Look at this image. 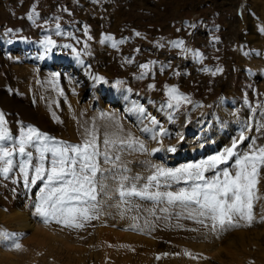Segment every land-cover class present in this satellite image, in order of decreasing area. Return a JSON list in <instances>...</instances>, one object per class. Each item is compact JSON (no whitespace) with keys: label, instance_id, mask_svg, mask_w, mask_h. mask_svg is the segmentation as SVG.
<instances>
[{"label":"rangeland","instance_id":"1","mask_svg":"<svg viewBox=\"0 0 264 264\" xmlns=\"http://www.w3.org/2000/svg\"><path fill=\"white\" fill-rule=\"evenodd\" d=\"M45 38L55 41L47 55ZM173 87L187 98L179 107ZM0 112L13 140L28 126L71 144L91 133L113 157L101 158L104 190L75 227L36 213L42 182L26 186L14 155L0 211L31 224L0 216L13 234L0 237V264H264V167L251 220L215 230L190 209L167 220L160 212L178 206L119 195L121 183L140 188L157 168L206 160L241 135L238 154L264 146V0H0Z\"/></svg>","mask_w":264,"mask_h":264},{"label":"snow or ice","instance_id":"2","mask_svg":"<svg viewBox=\"0 0 264 264\" xmlns=\"http://www.w3.org/2000/svg\"><path fill=\"white\" fill-rule=\"evenodd\" d=\"M105 39L111 40L112 37L108 36ZM40 43L44 45L45 55L55 45V41L48 38ZM182 43L175 46L181 47ZM115 46L116 44L113 43V47ZM65 47L71 46L65 45ZM140 67L148 69L147 64ZM145 74L146 72L142 73L140 78ZM96 79L103 81L104 78ZM168 95L171 101H175V107H179L181 100L187 101L186 97L178 94L175 87L168 89ZM167 106L172 108L174 105L170 102ZM152 123H158L154 117ZM5 125L4 114L0 112V165H3L0 167V175L7 177L12 171L14 155L24 157L15 166L19 167L25 185L35 184L38 180L43 185L35 205L36 213L45 221L52 218L69 226L81 227L82 225L75 221L78 217L89 218L90 210L95 207L98 187L101 192L105 187L103 184L98 185V175L104 174L100 160L103 158L104 162H110L113 157L107 151L100 150L96 137L91 133H86L81 143L71 144L58 141L28 126L26 130H21L18 140H13ZM244 139L245 137L241 135L239 141H234L231 147L206 160L176 169L157 168L153 174L146 177L147 182L140 188L135 184L126 187L121 183L119 195L121 198L139 197L156 203L180 206L185 210L190 209L191 213L212 221L213 230L217 224L221 228L225 225L231 226L233 217L236 216L243 218L247 214L250 221L253 190L259 170L264 167V146L253 145L248 152L238 154L235 151L237 144ZM9 142L12 144L11 147L8 146ZM103 143L105 146L112 144L107 139ZM29 146L38 154L37 163L34 165L33 153L27 151ZM128 146H132L131 142ZM139 147L140 150H144L142 144ZM114 159L118 160L119 156ZM232 160L234 162L227 166ZM46 162L47 167H45ZM30 170L33 174L29 180ZM209 172L212 173L210 177L206 176ZM122 180L127 181L129 177L124 176ZM181 184L184 186L178 187L176 191L159 190ZM163 210L167 211V209ZM11 235L13 234L0 230V237L5 240ZM15 246L20 247L18 243Z\"/></svg>","mask_w":264,"mask_h":264},{"label":"bare ground","instance_id":"3","mask_svg":"<svg viewBox=\"0 0 264 264\" xmlns=\"http://www.w3.org/2000/svg\"><path fill=\"white\" fill-rule=\"evenodd\" d=\"M26 215L27 214H21V213H19V211L18 212H16L14 215L13 214H10V215H8V214H6V213H4L3 211H0V216L5 220V221H7V222H10V223H18V224H20L21 223V227H22V225H23V227L25 226L26 227V225H30V224H28V218L26 217ZM28 216V215H27ZM103 216V215H102ZM32 218V217H31ZM31 220V219H30ZM34 220V219H33ZM32 220V221H33ZM37 221V220H36ZM35 221V222H36ZM36 223H38V222H36ZM39 225V224H38ZM41 225L43 226V224L41 223ZM45 226V225H44ZM31 227V226H30ZM40 228V227H39ZM42 228V227H41ZM40 228V229H41ZM35 229V228H34ZM45 229V228H44ZM42 231L44 232V230L42 229ZM35 232H36V230H35ZM42 233V232H41ZM260 236V235H259ZM138 237V236H137ZM127 238H136V237H134V236H129V237H127ZM254 238H258L257 236H254ZM261 238V237H260ZM254 240V239H253ZM255 241V240H254ZM258 243V242H257ZM154 245V244H153ZM72 246V245H71ZM79 251V250H78ZM219 252H221V248H219V249H216V251H215V253H219ZM74 258V257H73ZM80 258V257H79ZM77 259H78V257H77ZM79 261H83L82 259H79Z\"/></svg>","mask_w":264,"mask_h":264}]
</instances>
